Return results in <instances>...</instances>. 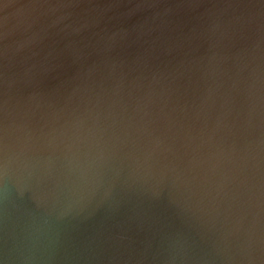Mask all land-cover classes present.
<instances>
[{
    "label": "water",
    "instance_id": "95a60500",
    "mask_svg": "<svg viewBox=\"0 0 264 264\" xmlns=\"http://www.w3.org/2000/svg\"><path fill=\"white\" fill-rule=\"evenodd\" d=\"M0 264H264V0H0Z\"/></svg>",
    "mask_w": 264,
    "mask_h": 264
}]
</instances>
